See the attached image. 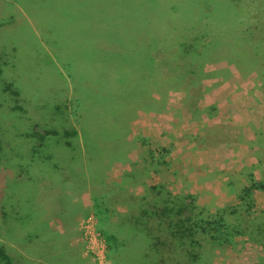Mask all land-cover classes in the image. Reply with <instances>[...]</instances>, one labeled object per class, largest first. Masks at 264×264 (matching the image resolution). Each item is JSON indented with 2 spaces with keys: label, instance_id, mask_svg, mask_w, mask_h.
I'll use <instances>...</instances> for the list:
<instances>
[{
  "label": "rangeland",
  "instance_id": "rangeland-1",
  "mask_svg": "<svg viewBox=\"0 0 264 264\" xmlns=\"http://www.w3.org/2000/svg\"><path fill=\"white\" fill-rule=\"evenodd\" d=\"M122 1H125L126 5L123 6ZM69 2L71 4V0H0V241L12 259L17 264H38L42 261L49 263L50 248L44 246L53 244L52 239L60 241L58 237H52L51 233L46 232L44 227L46 215L49 216L55 210L56 199L52 189L53 183L50 179H42L43 176L50 175V159L45 157L54 155L56 150L38 146V137L33 134L34 126L37 125L35 131L38 127L59 130L58 134L46 137L52 139L47 140L49 146L52 143V146L57 145L61 150L70 149L65 144L62 129H78L77 133L69 136L72 146L77 149L78 137H82L80 122L82 124L88 121L93 124L92 132L99 141L102 137H107L110 141L116 138V132L110 131L108 123L96 122L94 119L117 107L124 96L120 85L115 83V75H110L126 71L134 73L136 78L132 86L136 87L142 70L139 66L137 68L131 65L129 57L126 55L124 59L123 52H119L118 48L111 44L110 52L102 60L90 63L93 64L92 67L84 64L88 61L78 55L80 51L71 53L82 49L83 38L103 43L106 41L102 34L107 31L115 32L119 37L121 24H125L124 36L129 38L133 35L132 41L129 42L131 46L139 40L137 36L140 38L144 33L153 37L148 41V55L152 59L149 62H152V68L147 69L149 79L140 82V85L147 83L145 89L149 94L142 95L140 99L149 101L147 104L150 108H144L147 104L139 102L129 104L130 111L124 123L132 139L125 142V147L129 149L134 138L138 141V150L133 160L128 159V165L125 162L128 166L126 170L113 167L107 172L105 184L110 185L121 176L120 179L128 185V191L135 193V199L137 197L134 206L138 213L145 205L143 202L138 203L139 196L146 194L145 189H141L139 185L142 181L140 178L145 177L147 182L163 187L159 195H147L149 202V199L154 200L157 196L161 201H175L176 197L188 194L197 206L212 213L220 208L236 205V214L249 219L250 216L244 210L246 203L244 205L237 194L243 186L250 183L252 177L255 180L264 179V166L244 167L238 178V175L230 171L225 178L235 185V198L232 196V201L228 198L204 204L201 200L196 202L201 197L199 190H188L192 188L187 186L182 172L176 169L175 163L173 165V159L169 157L170 160L167 161L166 156L173 149L175 138L188 137L189 134L193 135L195 130L196 136L205 137L208 135L204 131L206 122L214 120L227 124L233 121L232 112L223 106L217 107L214 103L218 97L215 93L218 88L232 82L233 78L243 79L245 86L242 91H246L248 96H256L255 101L260 99L264 102V0H107V5H104L102 0L96 3L98 12L90 16L84 9H74ZM129 6L134 10L141 6L146 13L136 14L138 12L134 11L135 14L131 15ZM121 8L123 9L120 12ZM98 34L100 38H97ZM160 36L165 41H161ZM179 38L181 42L186 41L189 45L188 52H201V48L206 44L212 46L214 52L209 55L210 60L205 58L206 56L199 62L189 59V55L185 54L187 48L181 46L177 54L179 49L172 43L174 39ZM248 43L251 44L249 47ZM250 52L256 56L252 57ZM246 58H250L249 64L246 63ZM138 60L142 58L138 57ZM256 62L258 63L253 67L252 63ZM154 75L157 79H165L162 87L150 86ZM77 77H80V84L91 78L95 82L93 91L87 94L90 99L86 102L84 100L81 107L78 96L83 97L85 92L80 93V90L87 91L89 88H79ZM204 83L205 88L201 89ZM5 84H10L11 89L17 91L18 95L6 90ZM151 90L156 91L154 93ZM168 101L171 103L170 108L165 109ZM202 101L206 104L200 109L196 105L199 103L202 106ZM74 111L76 115L73 114ZM184 115L190 117V120H185ZM184 126H188L189 130L182 129L179 133L178 127ZM258 127L264 128V119L256 129L251 126L246 129L244 125L245 137H264L263 131ZM167 129L168 132L164 131ZM254 129H260L261 132L259 130L250 136L249 131ZM224 134L220 131L219 137ZM153 135L166 136L168 140L158 145L157 140L150 138ZM225 136L231 137L227 134ZM261 149L264 150V143ZM152 150H156L157 156L153 155ZM40 160L46 162L40 164ZM146 161L150 163L147 172ZM139 163L137 169L136 164ZM141 164L143 169L140 168ZM221 169L224 171V168ZM125 171L130 173L129 178ZM112 189L114 188L104 191L108 193L106 199L111 195ZM252 201V211H264L262 190L253 192ZM114 209L119 211L117 206ZM196 212L198 208L192 210V213ZM89 214L96 228L99 225L96 209L92 207L79 219V233L75 235L74 242L87 257L89 264H160L157 262L159 256L156 251H148V245L144 244L145 238L136 240L127 236L128 232L123 233L127 237V243L118 247V253L113 255L112 250L109 255L104 235L97 229L105 248L104 253L99 249L98 256H95L83 237L82 221ZM113 214L111 218L114 222L116 217L115 213ZM120 221L118 219V222ZM117 226L121 227L122 224ZM38 232L45 238L43 246L38 244ZM145 241L147 242V239ZM195 241H198L197 245H203L201 251L204 249L211 259L208 264H254L261 250L260 245L254 243L247 235L236 236L234 243L212 248L207 245V240L201 234L195 235ZM179 248L183 250L191 247L189 242H182ZM148 255L149 258L146 259ZM163 264H170V261L167 260Z\"/></svg>",
  "mask_w": 264,
  "mask_h": 264
},
{
  "label": "trees",
  "instance_id": "trees-1",
  "mask_svg": "<svg viewBox=\"0 0 264 264\" xmlns=\"http://www.w3.org/2000/svg\"><path fill=\"white\" fill-rule=\"evenodd\" d=\"M100 1L102 2V0H71V4L69 2V5H72L74 9H78V11H80V8L84 9L86 14L90 16L95 15L98 12V6L96 3ZM122 2L123 6L126 5L125 1ZM107 4H109L107 3V0H104V5ZM122 9L123 8L120 9V12ZM128 11L131 15L135 14L134 11L138 12L136 14L146 13V11L142 9L141 6L140 8H135V10L129 6ZM88 12H90V14H88ZM125 32V24H121V34L119 37L115 32L113 33L110 31L104 32V34H102V38L106 42L100 43L97 40L89 41L88 38H83L82 49L76 50L75 53H71L76 54L78 51H80L81 53L78 55H81L84 60L88 61V63L84 64H89V66L92 67L93 64L90 63H96L99 60H102L104 56L110 52L111 44L115 45L119 52H123L124 59L126 55L129 57L131 65H135L137 68L139 66V68L142 70L136 87L132 86L135 82L134 79L136 78L134 73L126 71L121 74L110 75L111 77L115 75V83L120 85L119 88H121V91H124V96L122 99H120V103L117 107L110 109L107 113H104L103 116L99 115L94 119H96V122H102L104 124L108 123L110 131L116 132V138L111 140L112 144L106 145V141L103 139L99 141L95 138V134L92 132L93 124L89 123L88 121L82 122V124L80 122V125H82V137L80 138L81 143L77 142V146L79 145V147H81L80 150L83 151V154L85 152L86 156L84 155L80 159H74V171L77 173L73 174L72 176L76 180L77 184L79 182H83L85 186L89 185V188H91V207L96 209V213L99 218V225L97 226V229L101 230V233L104 235L108 254L110 255L112 250L114 251L113 255L118 253V247L124 246V243H127V237H125V234L123 235V233L128 232L127 236L135 238L136 240H144V238L145 240L147 239L148 243L144 240V244L148 245V251H156V254L159 256V260H157V262H160V264L166 263L167 260L170 261V264H185L187 262H189V264H208L211 262V259H209V256L204 249L201 251L203 245H197L198 241H195V235H203V238L207 240V245H209L210 248L213 246L215 247L234 243V238L236 236L247 235L252 241H254V243L259 244L261 248L258 257L254 261V264H264V211L261 210L258 213H256V211H252L253 192L255 190H262L264 192V179L255 180L251 175L252 178L250 179V183L246 186H243L240 189V192L237 194V197L240 199V201L242 200L244 205L246 203L247 207L244 210L247 211V215L250 216L249 219L242 218L241 215L236 214L238 212L236 205L220 208L218 211L212 213L204 207L197 206L194 203V200H192L191 195L188 194L181 195L178 198L176 197L175 201H172L171 199H165L166 201L162 199L161 201L157 196L154 200L149 199L151 200L149 202L147 198L148 196L152 194L154 195L155 193L159 195L161 193L163 187L160 185L143 186L146 194L139 196L138 203L143 202L145 205L144 208H140V213L135 210L136 206L130 203L131 201L135 202V195L129 191L125 189H123L124 191H119L118 187H116V189L111 190V195L108 199H106L108 193H100V191H103L102 188L104 185V178L107 176L109 168L118 160H122L124 158V156H121L123 153L122 145H118L114 142L118 137H126L127 133L129 132L128 127H126L124 123L125 117H127V113L130 111L129 108L131 106L129 104L131 102L132 104L134 102H139L141 104H147L149 102L143 101L144 98L140 99L142 95L145 96L149 94V91L145 89L147 83L144 85V82L140 85V82L147 81L149 79V70L147 69L152 68V62L149 63L152 61V59L149 58L148 55L150 46L148 41L153 37L147 36V33H144L140 38L137 36L139 40H137V43L131 46L129 42L133 35L128 38L124 36ZM98 35L99 36L97 38H100V34ZM160 38L161 41H165V39L163 40V37L160 36ZM110 39L112 40L110 41ZM180 40V38L174 39L172 44L177 46L178 49L179 46L187 48V52L185 51V54L187 53L189 55V59H195V61L199 62L200 59L206 56L205 58L210 60L209 55L214 52V50L211 49L212 46H208V44H206L203 46V48H201V52H196L194 50L188 52L189 45L186 41L181 42ZM250 45L251 44L248 43V47ZM179 52L180 49L177 51V54ZM250 55L252 57L256 56L251 52ZM138 57L142 58V60H138ZM249 59L250 58H246L247 64H249ZM257 63L258 62L252 63L253 67H255ZM92 79L93 78H91V80L85 79V81L82 83L85 86H82V84L79 83L80 77H77V82L80 84L78 86L79 88H89L87 91L80 90V93L85 92V94L83 97L78 96L79 106H82L84 100L86 102L90 99L87 94L91 93L95 87V82H93ZM164 80L165 79L163 78L157 79L156 75H154L152 76L150 86H153L154 88H160L163 86H161V84L164 82ZM4 87L13 95H18L17 91L11 89L10 84H5ZM95 102H97V98L95 99ZM137 106L139 107L138 104ZM143 107L149 109L150 105L147 104ZM81 110H78V112ZM73 114L76 115L77 113L74 111ZM100 118H102V120ZM36 127L37 125L34 126L33 134L38 137L39 147L45 146L52 150L60 149V147L57 145L52 146V143L49 146L47 140L50 139L51 141L52 139L51 137H46L47 135L58 134L59 130L38 127L37 132L35 131ZM99 128L100 126L98 129ZM77 131L78 129H62L61 134L65 136V144L67 146H72V141L69 139V136L70 134L77 133ZM114 146H117V148H113ZM72 148L74 147L72 146ZM74 151H76L75 148ZM38 153H41V151H38ZM45 159H51V157L46 156ZM40 161L42 162V160ZM63 162L65 163L66 161ZM82 162L86 165L85 169H80V164ZM69 164L73 163L69 161ZM54 166L58 167V164H55ZM129 174L126 173L127 178L131 176ZM75 175H79V177H76ZM170 201L172 203L171 205ZM118 202L123 203L126 206L127 209L124 212L115 211L114 208L117 205H120ZM195 208H198V212L194 214L192 213V210ZM137 209L139 210V207H137ZM113 213H115L116 217L114 222L111 218ZM83 216H85V214ZM117 216L119 217L118 219L121 220L120 222H118ZM120 224H122V226L118 227L117 225ZM170 241L172 242L171 244ZM175 242H177V244H174ZM182 242H189L191 248L182 250L179 248V245ZM145 254H147V252L144 253V255ZM147 258H149V255L146 257V259ZM0 264H17V262L12 259L10 253L7 251L5 245L1 241Z\"/></svg>",
  "mask_w": 264,
  "mask_h": 264
},
{
  "label": "crops",
  "instance_id": "crops-1",
  "mask_svg": "<svg viewBox=\"0 0 264 264\" xmlns=\"http://www.w3.org/2000/svg\"><path fill=\"white\" fill-rule=\"evenodd\" d=\"M243 81V79L236 80L233 78L232 82L220 86L218 91L215 92L218 97L215 98L216 102L214 103H216L217 107L223 106L232 112L233 121H229L227 124L220 121L215 122L214 120L208 123L206 122V130L204 131L208 135L205 137L196 136V130L195 127H193L192 131L195 130L193 135L189 134L188 137L175 138L173 149L170 151L169 155L166 156L168 158L171 157L174 161L173 165L175 163L176 169L182 172L181 174L183 175L187 186L192 188L188 190H199V195H201V197L196 201L197 203L201 200L204 204H208L209 202H212V200L220 201L228 198H231L230 200L232 201V198H235V196H233L235 185L233 186L232 182H228L225 175H229V172L232 171L238 175V178L242 174L241 170L244 169V167L254 168L255 166L259 167L260 165L264 166V150L261 149L263 147L264 137H245L246 129L248 127L251 126L256 129L257 126L260 125V122H262V119H264V102L260 101V99L255 101L254 98H256V96H248L246 91H242L245 86ZM203 88H205V83L201 86V89ZM219 89L221 90L219 91ZM170 104L171 103L168 101L165 109H169ZM205 104L206 103L202 101V106L199 105V103L196 106L201 109L205 107ZM183 106L185 107L186 105ZM185 108L187 109L188 107ZM184 119L190 120V117L184 115ZM184 122L185 121H182V123ZM244 125H246V129L244 128ZM187 127L188 126L178 127L179 133L182 129L188 131L189 127ZM258 128L264 133L263 127ZM255 129L252 130V132L249 131L248 134L252 136L253 134H256L255 132H259L260 130L258 129L255 131ZM164 131L168 132V129ZM220 131L227 135H231V137H226L225 134L222 137H219ZM152 132L154 134V131ZM129 134L130 132L127 133L126 137H118L114 142L118 145H122L123 153L121 152V156H124V158L113 164L108 172L111 171L113 167H117L118 170L121 168L122 171H124L126 170L125 168L128 167L125 162H127L128 159L133 160L134 154L138 150V141L133 138V140H131L133 143L130 145L129 149L128 147H125L127 146L125 142L132 139L129 137ZM240 134L243 135V137ZM150 138L157 140L158 145L166 143L168 140V137L166 136L154 137L153 135V137ZM102 139L106 141V145L112 144L109 138L102 137ZM169 139L171 140L170 136ZM78 142L81 143L80 137H78ZM249 145L252 146L250 147ZM77 147L76 151H74V148L71 146L70 149H59L55 151L56 154L54 153V155H50V157L53 158L49 160L50 175L48 177H42L44 180L45 178L50 179L53 183L54 187L52 189L56 196V199L54 200L55 210L49 216L46 215L47 219H45L44 223L45 231L51 233L52 237L56 236L60 239V241L58 240L57 242L52 239L53 244L44 246L50 248V262L56 258L52 264H89L87 257L83 255L81 249H78L77 245L74 243L75 238L79 233L77 228L79 219L92 208L91 188H89V185L85 186L83 182L77 184L72 176L77 173L74 171V159H80L85 155V152L83 154V151L80 150L81 147H79V145ZM250 149H252V151ZM152 152L154 156H157L156 150H152ZM147 155H149V152H147ZM168 158L166 159L167 161L170 160V158ZM68 160L73 164H69ZM63 161L66 162L64 163ZM45 162L46 161L43 160L40 164ZM55 164H58V167L54 166ZM149 165V161H146V172L149 170ZM85 166V163L82 162L80 164V169H85ZM139 166L140 163L136 164L137 169ZM142 167L141 164L140 168ZM221 168H224V171L226 172L221 171ZM124 173L126 174L127 172L125 171ZM106 177L107 176L104 178V187L102 188L103 191H101V193L107 188L112 187L114 189L118 187L119 190H129L128 185L124 183V180L120 179L121 176H119L114 183H110V185L105 184L107 180ZM144 178L145 177L140 178L142 179L139 184L141 185V189H144L143 186L155 185V183L147 182ZM183 189L186 190L184 187ZM134 201L135 202H129L134 205V203H137V197ZM119 204L120 205H117V209L119 212H124L126 206L123 203ZM40 234L41 232H38V244L43 246L45 244V238ZM50 262L42 261V263L38 264H51Z\"/></svg>",
  "mask_w": 264,
  "mask_h": 264
},
{
  "label": "built area",
  "instance_id": "built-area-1",
  "mask_svg": "<svg viewBox=\"0 0 264 264\" xmlns=\"http://www.w3.org/2000/svg\"><path fill=\"white\" fill-rule=\"evenodd\" d=\"M82 230L85 243H87V247L90 249V251L95 254V256H98L99 249H101L104 253L105 246L103 239L101 238L100 233L97 231L93 218L90 214L82 221Z\"/></svg>",
  "mask_w": 264,
  "mask_h": 264
}]
</instances>
